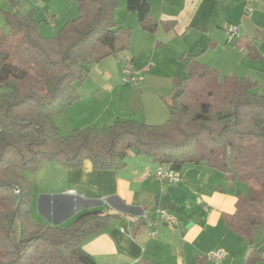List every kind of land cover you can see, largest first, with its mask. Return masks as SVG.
Masks as SVG:
<instances>
[{"label":"trees","instance_id":"trees-1","mask_svg":"<svg viewBox=\"0 0 264 264\" xmlns=\"http://www.w3.org/2000/svg\"><path fill=\"white\" fill-rule=\"evenodd\" d=\"M75 1L80 17L53 37L41 34L35 11L3 12L9 31L0 26V264H96L83 242L115 216L91 210L66 225L36 224L32 186L23 173L44 162L77 168L84 159L96 169L121 170L130 150L177 172L204 163L224 172L229 183L246 184L228 229L253 244L254 229L264 228V96L258 84L222 77L184 54L185 76L175 79V92L183 91L166 102L164 123L118 120L63 137L53 117L77 101L76 84L85 80L88 67L127 52L133 33L115 20L119 0ZM127 10L137 14L146 33L173 26L151 16L148 0H127ZM237 45L247 46L250 58L259 57L254 41L239 36ZM262 259L253 250L246 264ZM140 264L155 262L143 258Z\"/></svg>","mask_w":264,"mask_h":264},{"label":"crops","instance_id":"crops-1","mask_svg":"<svg viewBox=\"0 0 264 264\" xmlns=\"http://www.w3.org/2000/svg\"><path fill=\"white\" fill-rule=\"evenodd\" d=\"M148 2L154 19L171 22L173 26L166 29L160 25L155 34L146 33L139 27L137 14L128 10L126 16L130 20L123 23L117 21L123 26L130 22L128 28L134 30L130 47L134 44L136 47L126 52L121 64L129 59L141 81L137 85H123L111 79L103 85L107 96L120 103L114 114L123 116L125 120L151 125L162 124L168 118L167 97L161 96L155 84L148 85V79L150 82L155 79L160 52L164 47L175 66L171 76L174 91L175 79L185 76L181 61L184 54L197 56L199 61L217 69L220 75L218 61L206 57L207 51L215 49L217 44L230 42L234 51H241L246 58L253 60L248 55L247 46L237 45L239 36L254 41L259 53L252 71H264V39L261 41L264 0ZM248 9H252L249 14L246 13ZM49 17L51 15L47 13L45 20ZM229 26H239V36L231 37ZM232 75L260 83L251 73L226 76ZM256 91L260 93L258 86ZM93 122L91 124H97ZM54 123L59 126L56 120ZM161 168L165 167L150 157L138 155L135 150L128 152L126 167L121 170L96 169L89 159H84L77 168L44 162L31 175L25 174L35 194H45L41 196L45 200H40L37 206L32 193V219L39 225L59 226L91 210H102L115 216L107 226L83 242L84 252L96 264H140L143 258L151 259L155 264H211L206 257L213 250L224 253L219 264H246L253 250L260 251L263 257L257 264H264L263 227L254 229L253 244L228 229V221L236 211L237 194L247 192L246 184L236 187V183H229L224 172L204 163L184 166L179 172L181 182H164L154 177ZM71 190L77 195L69 194ZM158 208L167 210L176 218L178 226L167 222L150 226L157 220ZM141 219L144 222L138 223ZM189 224L192 225L187 228ZM155 227L158 234L153 239L150 233Z\"/></svg>","mask_w":264,"mask_h":264},{"label":"rangeland","instance_id":"rangeland-1","mask_svg":"<svg viewBox=\"0 0 264 264\" xmlns=\"http://www.w3.org/2000/svg\"><path fill=\"white\" fill-rule=\"evenodd\" d=\"M119 3L121 7L119 6L116 11V22L121 21L123 23V21H129L130 19L126 16V14H129L126 9L127 0H119ZM0 5H3L0 6V26L4 31L7 32L9 29L3 12H20L25 14L35 11L37 17L42 20L40 23V32L44 37H53L67 22L77 20L81 15L79 5L75 0H0ZM47 13L51 15V17L55 18L53 26L48 25L47 20H44ZM129 23L130 22H127L126 25L124 24V26H121L128 28L130 27ZM263 39L264 26L261 41H263ZM134 47H136L135 44L132 45L130 49L132 50ZM204 47H206V44H204ZM126 54L127 53L124 52L116 56L109 57L98 64L90 65L88 67L89 72L85 80L80 84H76L78 95L76 103H73L71 106L67 107L65 111L60 112L53 117V120H56L59 124L57 127L61 136H69L76 129L103 128L105 126L113 125L118 120H125L123 116L114 114L115 111L119 109L120 103L115 100L114 97L107 96L102 88L103 85L111 79H113L115 83L118 82L119 84H123L122 70L125 67L126 62L130 61L129 59L127 61L123 60V65L121 64V60ZM206 57H212L218 61L217 63L221 67L219 69L221 70L222 77L231 75L232 73H237L239 76L251 73L254 75V78L257 77L260 82L258 83V91L264 96V71H252L254 68L253 66H255L254 61H257L256 59L251 60L246 58L245 53L243 54L241 51H234L232 49V45L230 46V42L221 45L217 44L215 49L207 51ZM170 58V54L167 53V49L164 47V49L160 52L159 64L155 70V79H153V82H150V79H148V85L152 86L155 84L157 87L156 89L157 91L159 90L158 92L161 93V96L163 98L167 97L166 101H169L171 99L170 97L176 93L174 89L172 90L174 84L171 82V76H173L172 72L175 71V66ZM243 60L245 62L244 64ZM182 71L183 70H181L180 74ZM123 85L131 84L124 83ZM167 119L168 118L163 120V123ZM92 121H95L93 123L97 124H91ZM33 172L35 171L24 172L23 176L26 178ZM241 185L243 186L244 184L242 182L236 183V187ZM244 186H246V191H248V186ZM31 193H33L36 198L37 206L39 205L40 200H45L43 199L45 197H41L45 194L38 196L33 190H31ZM36 193H38L37 188ZM30 198L32 199V196ZM37 212L39 213V208L37 209ZM30 213L31 216H33L34 207L32 206L30 207Z\"/></svg>","mask_w":264,"mask_h":264},{"label":"built area","instance_id":"built-area-1","mask_svg":"<svg viewBox=\"0 0 264 264\" xmlns=\"http://www.w3.org/2000/svg\"><path fill=\"white\" fill-rule=\"evenodd\" d=\"M252 9H248L246 11L247 14L251 13ZM55 21L54 17H49L47 19V23L50 26H53V23ZM239 30L240 28L238 26H229L228 31L231 35V37L239 36ZM122 81L126 84H132L137 85L140 83L141 78L138 76L136 69L134 68V65L131 61L126 62L125 67L122 70ZM151 176V174H149ZM154 177L157 180L160 181H174V182H181L182 177L180 176V173L177 171L170 170L168 168H161L159 169L155 174ZM17 194H19V191H16ZM71 195H77V193L73 190L68 192ZM157 214V220L153 222L150 226H155L159 222H167L169 225L177 227L179 222L176 218L170 215V213L165 209L158 208L156 210ZM144 218L147 220V216H144ZM158 231L155 227V230H153L150 233V237L153 239L157 238ZM224 253L220 250H213L207 254V260L211 264H219L221 259L223 258Z\"/></svg>","mask_w":264,"mask_h":264},{"label":"water","instance_id":"water-1","mask_svg":"<svg viewBox=\"0 0 264 264\" xmlns=\"http://www.w3.org/2000/svg\"><path fill=\"white\" fill-rule=\"evenodd\" d=\"M182 91H183V90H179V91H177V92H176V95H177V96L180 95V94L182 93ZM191 225H192V224H189V225L187 226V228H189Z\"/></svg>","mask_w":264,"mask_h":264}]
</instances>
